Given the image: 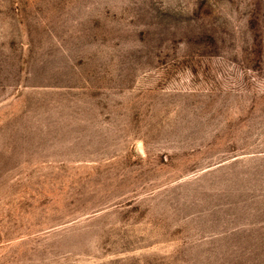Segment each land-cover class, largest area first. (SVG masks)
Segmentation results:
<instances>
[{
    "label": "rangeland",
    "instance_id": "374dc122",
    "mask_svg": "<svg viewBox=\"0 0 264 264\" xmlns=\"http://www.w3.org/2000/svg\"><path fill=\"white\" fill-rule=\"evenodd\" d=\"M0 264H264V0H0Z\"/></svg>",
    "mask_w": 264,
    "mask_h": 264
}]
</instances>
